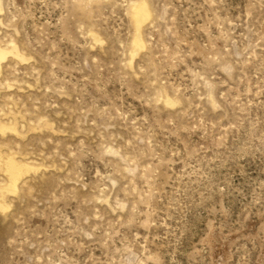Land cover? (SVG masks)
<instances>
[{
  "label": "rangeland",
  "instance_id": "rangeland-1",
  "mask_svg": "<svg viewBox=\"0 0 264 264\" xmlns=\"http://www.w3.org/2000/svg\"><path fill=\"white\" fill-rule=\"evenodd\" d=\"M0 50V264H264V0H0Z\"/></svg>",
  "mask_w": 264,
  "mask_h": 264
},
{
  "label": "bare ground",
  "instance_id": "bare-ground-1",
  "mask_svg": "<svg viewBox=\"0 0 264 264\" xmlns=\"http://www.w3.org/2000/svg\"><path fill=\"white\" fill-rule=\"evenodd\" d=\"M150 17V12H149V9L147 7V5L144 7L142 6L141 10L139 11L138 13V17H137V24H138V35H139V41H137V48L139 50L143 49V44H142V41H141V37H140V31H141V24L143 22H146ZM137 27V26H136ZM95 38V37H94ZM97 42H101V40L97 37L95 39ZM15 48V47H14ZM16 50V49H15ZM13 51V50H12ZM11 52V50H10ZM9 53V52H8ZM15 53V52H14ZM13 54V53H12ZM0 56L1 57H4V52L2 50H0ZM20 59V58H19ZM3 60V59H1ZM1 64V63H0ZM170 102V101H169ZM7 131V130H5ZM4 132V131H3ZM17 132V131H16ZM12 158V157H9V159ZM8 161V160H7ZM30 168L26 165H22L20 163H18L15 159H10L9 160V163L7 165V171L10 175V184L7 188V191L10 192V193H13V194H16L17 193V182L19 181V179L21 178V176L23 175V173L29 171ZM34 170V169H33ZM4 196V195H3ZM5 197V196H4ZM5 199V198H4ZM5 204H2L0 203V209L4 210L5 209ZM6 211V210H5Z\"/></svg>",
  "mask_w": 264,
  "mask_h": 264
}]
</instances>
